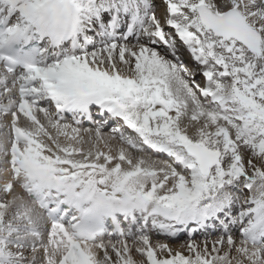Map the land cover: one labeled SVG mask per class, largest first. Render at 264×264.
Here are the masks:
<instances>
[{
	"label": "snow or ice",
	"instance_id": "6c2138e0",
	"mask_svg": "<svg viewBox=\"0 0 264 264\" xmlns=\"http://www.w3.org/2000/svg\"><path fill=\"white\" fill-rule=\"evenodd\" d=\"M0 264H264V0H0Z\"/></svg>",
	"mask_w": 264,
	"mask_h": 264
},
{
	"label": "bare ground",
	"instance_id": "6f19581e",
	"mask_svg": "<svg viewBox=\"0 0 264 264\" xmlns=\"http://www.w3.org/2000/svg\"><path fill=\"white\" fill-rule=\"evenodd\" d=\"M158 2H159V0H158ZM162 12H160L159 14H161Z\"/></svg>",
	"mask_w": 264,
	"mask_h": 264
}]
</instances>
